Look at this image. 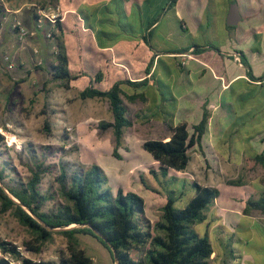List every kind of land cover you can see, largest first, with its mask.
<instances>
[{
	"label": "rangeland",
	"instance_id": "1",
	"mask_svg": "<svg viewBox=\"0 0 264 264\" xmlns=\"http://www.w3.org/2000/svg\"><path fill=\"white\" fill-rule=\"evenodd\" d=\"M11 1L7 0V8H12L13 3ZM98 1L97 8L104 5L100 10L96 12H90L86 8L80 10L83 14L87 13L89 15L93 30H98L99 32L108 31L119 35L117 32L121 29L120 25L122 23H129L136 29L140 28V11L134 0ZM25 2L29 8L25 7L19 14L8 13V17L10 19L16 17L28 33L37 30V18H35L36 25L31 28V24L23 18V13L28 14L29 19H31L33 17L32 13L37 15L36 7L45 9L48 12L49 8L51 9V7L58 5L54 3V0H22L16 8ZM74 2H79V0H74ZM222 2L223 0L211 1L210 8L204 17L197 11V4V9L190 14L188 13L189 9H185L186 11L181 10L182 20H184L183 27H186L183 32L180 30L172 12L166 11L160 19V26L156 34L161 45L167 49H174L181 48V46L187 47L195 43L202 47L214 46L222 50L235 46L244 53L249 54L248 48L250 43H252L250 40L253 39V35L248 31V23L261 18L264 20V15L261 16L258 11L255 16L249 17L246 11V13L244 12V20L239 26L229 27L226 25V10L223 9ZM252 2L256 3V0ZM186 4L192 7L194 0H186ZM122 9H125L126 14L122 12ZM262 13H264V1ZM72 17L70 15L66 17V28L70 27L71 24L73 25L72 21L74 20ZM145 19H147V16H145ZM262 27L264 30V25ZM261 28L257 33L261 32ZM38 30H44V35L46 36V33L52 30L51 24L43 20ZM54 31H56L55 27L52 32ZM65 32L66 36L70 37L69 31ZM165 33L168 34L166 38ZM55 35L56 38L54 39H57L58 33ZM260 36L259 34L258 37ZM116 41L110 39L108 42L115 46ZM14 42V45L18 46V48L23 46L21 51L25 53V56L21 58L23 61L22 67L19 69L14 63L11 69L7 68V62H10L9 55L6 57L7 62L4 60L5 57L0 60V135L3 137V142L0 145V166L5 168L6 178L3 182L4 185L25 183L30 177L29 167L35 161L43 162L48 167L51 166L50 172L44 175L40 186L43 193H55L57 188L55 177L58 175V163L63 162L67 166L68 172L79 168L87 169L93 163L105 169H113L120 165L124 166L126 171L131 166L134 167L136 162L143 163V165L146 164L144 159H142L143 152L140 142L134 145H125L124 142L117 150L122 159L118 160L112 156L115 143L112 131L99 130L95 126L101 121L112 119L106 100L79 99V93L84 89V83H80L83 81H71L68 88H63L60 82L52 80L50 65L54 61L57 52V41L55 43L54 40V45L49 46V50L42 47L48 41L44 40V42L42 41L43 44L39 43L36 45L31 41L29 35L23 44H19L20 42L17 38ZM33 48L38 51L37 57L41 60L40 65H36V56L33 54ZM259 53L260 56L253 53L250 56V61H254L255 58L264 59L261 55V50H259ZM87 54L89 55V53ZM262 54H264V50ZM105 55L109 57L110 54L105 53ZM215 55H217V52L210 50L203 52L199 59L209 62V59ZM92 61L94 62V59ZM188 62L189 57L186 55L181 58H173V63L170 64L172 72L170 77H168V82L171 83L174 95L179 97L180 108L193 110L195 118L192 122L196 124L201 117V111H199L201 108L195 104L196 101L195 103L193 102V99L195 96H202L206 93L204 86L211 87L212 78L204 76L203 79H199L195 74L197 62L187 64ZM178 63L181 64V68L184 71L179 72ZM72 67L93 72L92 67H85L84 61L77 60V63L71 66L73 70ZM108 69L105 70L108 71ZM161 70L164 69L162 68ZM186 70H190V73H187ZM165 76L167 77L168 75ZM209 90L211 91V88ZM259 92L260 90L256 93L258 94ZM254 96L257 100L258 96ZM254 96L251 98L253 100L252 103L257 104ZM229 99H232L233 109H238L239 113L236 114V119L242 118L243 115L239 109L242 103L239 97L234 98V92L231 91L224 96L223 101L225 102ZM205 100L207 101V99ZM140 107V104L129 105V114L132 119H135L134 113H137L136 111ZM181 116L186 115L179 114L178 120H180ZM134 123L137 124L138 122L134 121ZM135 127L139 129L140 136L142 140L144 138V141L160 136L163 131L161 124L155 121L145 125L139 124ZM189 131L190 133L192 132L191 129ZM231 148L234 149L233 147ZM226 149H228L226 146H205V156L201 155L197 147L189 151L190 162L186 170V176L180 177H186L187 183L197 182L206 186L219 184V186H216L219 190V196L215 201L217 209L214 212L211 207L206 221L197 224L195 229L201 235L205 231L209 232L210 244L213 250L220 255V257H214L213 254L210 264H264V229L258 223L250 222L249 217L246 216L239 227H237L236 232L229 231L228 228L223 231L218 226V219L215 218L216 215L222 214L226 208L237 207L239 205L236 201L237 197L242 199V206H244V200L249 197L246 185L230 186L220 183L237 179L245 181L248 185L256 180L264 182V167L257 166L252 171H247L248 163L245 161V157L243 155L238 157L234 155L226 158L224 156ZM130 155L136 157L137 160L133 158V160L126 161L125 158L129 159ZM147 168L140 166L138 171L140 169L142 171L145 170L144 174L141 175L152 177L148 174ZM102 170L104 171V169ZM104 174L107 178V187L112 191L118 188L132 190L143 200L146 196L157 197L158 203L161 200L165 202L168 195L167 191L158 184H156V188L160 189V194L144 188L136 177L133 178L135 181L131 180L132 183L130 185L133 188L130 189L128 188L130 187L129 179L123 176L117 178L111 170H105ZM134 174L136 175V172ZM256 187L258 192H264V185L259 186L256 184ZM166 188L170 190L174 189V186L171 184ZM179 193L182 195L175 206L176 208H183L194 194L188 189L187 184L185 186L182 183L179 187ZM58 202V198L48 202L44 207V211L53 210ZM239 206L241 207V205ZM147 212L154 220L160 217L159 209L150 211L147 208ZM237 237L247 240L238 243L236 241ZM78 238L81 248L92 258L93 264H114L108 251L95 238L84 235H79ZM0 239L20 247L21 256L32 261L57 262L60 253L65 252L66 248V240L61 235L54 234L52 242L45 244L40 253L36 254L26 251L24 243L29 241L31 236L27 229L16 221L11 212L0 213Z\"/></svg>",
	"mask_w": 264,
	"mask_h": 264
},
{
	"label": "trees",
	"instance_id": "2",
	"mask_svg": "<svg viewBox=\"0 0 264 264\" xmlns=\"http://www.w3.org/2000/svg\"><path fill=\"white\" fill-rule=\"evenodd\" d=\"M177 1L165 0L156 17L147 22L145 33H141L142 43L146 44L150 51L153 50L150 39L158 30L160 19L166 11H171L175 17L174 9ZM3 15L4 10L0 5V18ZM34 17L37 18L36 13ZM176 20L181 27L182 21ZM55 29L63 33L61 21L55 23ZM122 30L125 32V39L131 40L136 36L128 25L122 26ZM98 34L100 42L103 38L117 40L120 36V34L103 32ZM56 47L57 52L50 65L51 77L53 81L60 82L61 87L68 88L69 83L76 80L77 76L70 68L63 43L58 40ZM210 50L220 52L218 47H202L195 43L187 47L169 48L160 53L157 51L155 55H147L142 70L134 68L135 65L133 66L130 61L123 60L133 80L116 81L108 89L103 88L104 73L99 69L89 67L93 70V72L90 70L91 75H88L90 83L79 93L81 100L107 101L112 121H101L95 126L99 130L112 131L115 142L112 156L118 160L122 159L117 150L122 145L125 130L132 126L129 109L124 100L130 104L141 103L155 106V110L152 109L148 113H138L136 119L140 118L142 122H149L152 119L159 120L169 133L166 141L165 139H150L141 145L142 150L155 163L147 168L148 174L168 193L165 202L160 206L159 219L152 221L147 217L145 202L136 193L124 191L122 188L115 191L108 188L106 175L96 163L87 169H73L70 172L63 162L58 163L55 193L41 191L43 177L51 170V166L48 167L43 162H32L29 167V179L25 183H14L13 185H4L5 168L0 166V213L11 212L16 221L27 229L31 239L24 243L25 250L40 253L45 244L52 242L54 234H59L66 240L65 252L60 253L57 262L26 259L16 251L15 245L1 239L0 251L10 252L21 258L22 264H93L92 258L81 248L78 236L84 235L95 238L104 246L114 264H210L214 250L210 244L208 232L205 231L201 235L195 226L206 221L208 211L219 196V190L215 187L202 186L197 182L187 183L182 180L181 183L187 184L188 189L194 195L189 198L183 208H176L175 205L182 194L174 189L166 188L179 182V173L185 172L190 162L189 151L192 148L197 147L204 156L202 139L208 129L210 114L204 105L201 118L196 124L189 126L186 122L175 124L177 99L172 94L170 85L157 77L156 70L152 71L154 61L158 57L156 67L160 70L163 68L168 74L171 73L167 67L165 68L159 54H172L173 58H181L188 54L198 59L203 52ZM119 53V50L113 49L109 57L105 53L101 54L106 61V68L109 66L111 56L117 59L120 57ZM233 55L239 58L241 66L248 69L249 78L253 82H258L259 85L258 87L248 86L246 92L243 89L235 90L233 86L231 91L239 97L241 106H244L246 102L254 110L258 109L259 104L263 109L258 115L241 113L243 117L233 124L240 127L243 125L241 120L244 121L246 116L247 118L258 116L260 120H264V75L259 78L252 75L242 51L236 50ZM177 66L180 68L179 72H182L181 64L178 63ZM148 77L156 86V94L149 89ZM242 82L239 85L245 88ZM258 90L260 92L257 94ZM254 95L258 96L257 100ZM253 96L257 104L252 103ZM189 129L192 130L191 133ZM2 142L3 137L0 135V145ZM244 149H247L249 156L246 159L248 170H253L257 166L264 167V148L259 153L254 151L252 146L244 147ZM139 179L144 188L155 190L151 188L144 176L140 175ZM226 184L241 186L242 182L237 179L227 181ZM57 198L59 202L55 208L51 211H44L46 204ZM252 212L264 213V194L256 200L247 199L243 214L248 215ZM108 245L115 253V260ZM0 264H7V262L0 259Z\"/></svg>",
	"mask_w": 264,
	"mask_h": 264
},
{
	"label": "crops",
	"instance_id": "3",
	"mask_svg": "<svg viewBox=\"0 0 264 264\" xmlns=\"http://www.w3.org/2000/svg\"><path fill=\"white\" fill-rule=\"evenodd\" d=\"M54 1H55L54 2L55 4H58L57 7L60 10L61 16L63 17V20H62L63 33H59V31L56 30L54 32L58 33L57 39H54L56 38L55 34H57L54 32H53L52 38L47 39L46 36L44 35V30H38L39 27L37 25L36 27L37 30H34V31L31 30L32 32L29 33V37L31 41L34 42L36 45H38L39 43L43 44L44 40L48 41V43H44L42 46L43 48H47L48 50H49V46L54 45L53 44L54 40H55V43L58 40L61 41L66 49V53L69 58L70 68L72 65L74 66L77 63V60H79V61H84L85 67H92V68L101 70L105 75L104 89H108L116 81H121L125 79H129L130 81L133 80L130 74L131 72L128 68H126L125 64H123L122 62L123 60L130 61L131 64H133V66L135 65L134 68H138L142 70L144 68L145 60L147 59L148 54L155 55L157 54V51H159L160 53L167 49L161 45L160 40L156 36L157 30L153 33L150 39V44L153 47L152 51H150L148 49L149 47L146 44L142 43V40H141V33L142 34L145 33V27L147 25V22L156 17L158 12L160 11V8L163 6L165 0H134V2L137 4L139 11H140L139 12L140 28L136 29L133 25H130L129 23H122L120 25L121 29H119V32H117L120 34V36L117 38L115 46L111 45L108 42L109 40L107 38H103L100 42L97 36L99 35L98 34L99 31L93 30L92 24L90 23L89 15L87 13L83 14L80 11L83 8H86L90 12H96L100 10L101 8H103L104 5L103 6L101 5L100 8H97L98 2H99L98 0H79V2H74V0H54ZM211 1L213 0H194V5H192L191 7L186 4V0H178L176 3L175 9H174V14H175L176 19H179L182 21V26L179 27L180 30L182 32L183 30H186V27H183L184 20H182L183 16L180 13L181 10L186 11L185 9H189L188 13L190 14L191 12L197 9V6H196L197 4L198 5L197 11L200 12L202 17H204L205 13H207V10L210 8ZM252 1L253 0H223L222 5H223V9L226 10L225 11L226 18H227L230 6L232 4L237 5L238 14L240 16V21L233 27L239 26V24L244 20V12L246 13V11L249 17L255 16L258 11L261 16L264 15V13H262V7H263L264 0H256V3ZM19 2H22V0L21 1L12 0L11 1V3H13L12 8L6 7L10 11V14H19L22 10H24L25 7L29 8L26 2L23 3L20 7L16 8ZM105 2H112V0H105ZM141 2H143L142 3L143 5L141 4ZM122 12L126 14L125 9H122ZM32 15L33 17L29 19L28 14L23 13V18L29 24H31V28H33L36 25L34 14L32 13ZM68 15L73 16L72 19L74 21H72L73 25L71 24L70 27L66 28L67 26L65 25V23L67 20L66 17ZM145 16H147V19H145ZM125 25L130 26L132 28V32H134L136 35L131 40L125 39V34H124L125 32L122 30V26H125ZM263 25H264V20L262 18L260 20L256 19V21L254 22L250 21L248 23V26H249L248 31L253 35V39L250 40L252 43H250L249 48H248L249 54H246L242 50H240L245 54L248 65L251 70V73L256 78L262 77L264 75V59L255 58L254 61H250V56L253 53L258 54L260 56L259 50H261V55L264 57V54H262L264 50V30L262 27ZM260 28H261V32L257 33ZM2 29H3L2 38L0 40V60L3 59L4 57H7V55H9L10 63L12 64L15 63L17 65V68L20 69L22 67L21 64H23V61L21 60V58L22 56H25V53L21 51L23 46H20V48H18V46L14 45L16 36L10 30L9 24L4 25ZM65 31H69V33L71 34V35L69 34L70 37L66 36ZM103 33L115 34V33L108 32V31H104ZM128 33H129V30H128ZM259 34L261 35L260 37H258ZM167 35L168 34L165 33V38L167 37ZM24 41L25 40L19 41L20 42L19 44L21 43L23 44ZM181 47H186V46H181ZM116 48L120 52L119 53L120 57L116 59L114 56H111L110 58L111 60H109L108 62L109 69L108 71H106L105 69L107 68L104 65L106 61L103 59L101 54L108 53L112 55L113 49H116ZM236 50H239V49L236 48L235 46L230 47L227 50H222L221 48H219L220 52L217 53V55L213 56V58L209 59V62L203 59H199V58L196 59L188 54H186V56L189 57V62L187 64H190L192 62H197L198 65L196 67L195 74L197 75L199 79L201 78L203 79L204 76H209L212 78V86L211 87L204 86L206 93H204V95L202 96H199V95L195 96L193 99V102L195 103L196 101L195 104L201 108V110L199 109V111H201V114H202L204 105H206V110L210 114V118L208 121V129L202 139V151L204 153V156H205V146H209V145H214V146H219V147L226 146L228 147V149H226L225 154H224L226 158H228V156L233 157L234 155H236V157H238L239 155H243L246 161V159L249 156L247 154L248 153L247 149H244V147L252 146L253 150L258 153L261 152L264 148V120H260L259 117L247 118L248 116H246L244 121L241 120L243 122L242 126L240 127L234 126L233 125L234 122L237 121L236 114L239 113L237 111L238 109L236 110L233 109L234 106L232 103V99H229L225 102L223 101L224 96L227 93L231 92V87L233 86L235 90L241 91L243 89L246 92L248 86L258 87L257 85H259L258 82H253L249 78L247 74L248 69L246 67L239 66L233 60L232 55L234 51ZM87 53H89V55ZM159 55H160L159 56L160 59L163 61L165 68L167 67L168 71L172 72L170 64L173 63L174 55L172 54H159ZM157 58L158 57H156L154 61L152 71L156 70L157 77L162 79L164 82L170 85L171 92L174 95L171 83L168 82V79H169L168 77H170L171 73L168 74L166 70H164V72L163 71L161 72V70L158 69V67H156ZM93 59H94V62L92 61ZM191 59L192 61H190ZM18 60H19L20 65L18 64ZM94 63H96V65H94ZM252 65L254 66V69ZM72 68H73V73L77 76V79L74 81H77V82L83 81L80 83H84V86H83L84 88L87 87L90 83L89 82L90 79L86 75H91V74L86 70H81L76 67H72ZM182 70L184 71L183 68ZM186 72L190 73V70H186ZM165 75H168V76L166 77ZM148 79H149V83H148L149 89H151V92H154L156 94L157 92L156 86L153 85V81L150 80L149 77ZM242 81L244 82L245 88L239 85V83ZM123 87L127 88V86H123ZM210 88H211V91L209 90ZM174 97L177 99V109H176L175 116H174V123L178 124V123L186 122L188 126L193 124L192 121L195 118L193 116L194 115L193 110L180 108L179 97L175 95ZM234 98H236L235 94H234ZM205 99H207V101ZM124 102L127 105L128 109H129V105L140 104L141 107L136 111L137 113H134L135 119L131 118L132 126L125 130L122 144L125 142V145H129V144L134 145L137 142H140L142 145V143L144 142V138L142 140L139 129H137L135 126L139 124L141 125L149 124L153 121L161 124L163 131L161 132L160 136L156 138H152V139H165V141L168 140L169 133L161 121L152 119L149 122H142L140 118L136 119V115L138 113L139 114L141 112H143V114L148 113V111L154 109L155 106H152L150 104L142 105L141 103L130 104L126 100H124ZM261 107L262 106L259 104V106L257 107L258 109L254 110L252 109V107L248 106V104H245L244 106H240L239 109L241 110L240 113H244L247 115H252V114L258 115L262 113L263 111ZM179 114L186 115V116H181L180 120H178ZM109 121H112V119H110ZM134 121H137L138 123L136 124L134 123ZM129 130H131L130 133H128ZM230 147H233L234 149L232 148L230 149ZM142 152H143L142 159H144V161L146 162L145 165H143V163L141 164V163L136 162L134 167L131 166L130 168H128V171L125 170L124 166H120V165L119 167L116 165L117 167H114L113 169H105L104 167H102V169H104V171L105 170L113 171V174L117 178H121L123 176L129 179L130 180L129 185L130 183H132L131 180L135 181V179H133L135 177L140 182L139 176L141 174H144L145 170L142 171L140 169V171H138V168L140 166H144L147 168L155 164L147 153H145L143 150ZM133 158L137 160L136 157H134L133 155H130L129 159L128 158H125V159L126 161H128V160H133ZM186 170L183 173H179V176H178L179 179L186 181L185 180L186 177H180V176H186ZM247 171H252V170H247ZM134 172H136V175L134 174ZM145 178L148 184H150L151 188L155 189L154 191L152 190L151 191L156 194H160L159 193L160 189L158 190L156 188L157 183L154 182V179L152 177H145ZM182 180L181 181L179 180V182L174 185V189L177 192H179V187L181 185ZM226 182L225 183L223 182L220 184L227 185ZM241 182H242L241 186L246 185L247 187L246 189L249 191V197L247 199L252 198L255 200V199H258L261 194H264V192L263 193L258 192V189L256 187V184H258L259 186H263L264 182L262 183L260 182V180H256V181H252L250 185H248L245 181L244 182L241 181ZM184 185L186 186V184ZM202 186H206V185H202ZM216 186H219V184L214 185V186H209V187L216 188ZM128 188L131 189L133 187L132 185H130V187ZM124 191H132V190H124ZM247 199L244 201L246 202ZM236 201L239 205H241V207L239 205L234 208L228 207L222 212V214L215 216V218L218 219L219 228H221L223 231H225V229L228 228L229 231L236 232V229L237 227H239L243 218L247 216L249 217L250 222L255 223V224L258 223L264 229V213L252 212L248 215H244L243 209L245 207V202H244V206H242L243 201L242 199H240V197H237ZM144 202H145L146 215L150 220L153 221L154 219H152L150 214L147 212V208L150 211L154 209L158 210L160 209V206L164 202L163 200H161V202L158 203L157 197H154V196L153 197L146 196L144 199ZM216 209H217V206L215 205V202H214L212 206V210L215 212ZM247 238H250V237H247ZM246 240L247 239L241 238V237L236 238V241L238 243L245 242ZM215 256L220 257V255L214 251V257Z\"/></svg>",
	"mask_w": 264,
	"mask_h": 264
},
{
	"label": "built area",
	"instance_id": "4",
	"mask_svg": "<svg viewBox=\"0 0 264 264\" xmlns=\"http://www.w3.org/2000/svg\"><path fill=\"white\" fill-rule=\"evenodd\" d=\"M6 3H7V0H0V5L3 6V10H4V15L0 18V40L2 38L3 26L6 24H9L10 30L15 34L16 38L19 41H23L26 39V37L29 35V33L26 30V28L23 27V25L21 24V22L19 20H17L16 18L10 19V17H8V13L10 14V11L6 8ZM36 9H37V20H36V22H37L38 27H41L43 20H46L51 24V29L54 30L55 23L57 21L62 22V20H63V17L61 16V13H60V10L58 9L57 6L51 7V9L49 8L48 12H46L45 9H40L39 7H36ZM52 30L46 33L47 39L52 38V36H53ZM33 54L36 56V65H40L41 60L38 59V57H37L38 51L36 48L33 49ZM232 57H233V60L239 66H241L239 58L236 55H233ZM4 60L7 62L6 57L4 58ZM12 67H13L12 63L7 62V68L11 69ZM68 130H69V128H68ZM16 251L20 254V256L22 255V251H21L20 247L16 246ZM0 259L5 260L7 262V264H22L21 258L12 255V253H10V252H1L0 251Z\"/></svg>",
	"mask_w": 264,
	"mask_h": 264
},
{
	"label": "water",
	"instance_id": "5",
	"mask_svg": "<svg viewBox=\"0 0 264 264\" xmlns=\"http://www.w3.org/2000/svg\"><path fill=\"white\" fill-rule=\"evenodd\" d=\"M240 21V16L238 14V9H237V5L236 4H232L230 6L227 18H226V24L229 26H235L238 22ZM103 241H105L103 239ZM108 248L110 249L113 259L115 260V253L114 251L110 248V246L108 245Z\"/></svg>",
	"mask_w": 264,
	"mask_h": 264
}]
</instances>
